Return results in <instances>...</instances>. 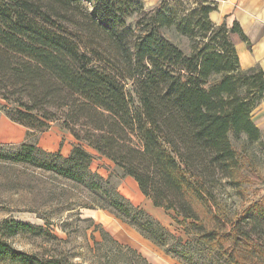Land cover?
<instances>
[{
    "label": "trees",
    "instance_id": "16d2710c",
    "mask_svg": "<svg viewBox=\"0 0 264 264\" xmlns=\"http://www.w3.org/2000/svg\"><path fill=\"white\" fill-rule=\"evenodd\" d=\"M193 3L178 14L168 2L140 12L134 0H52V10L0 0V110L26 128V138L58 122L76 140L67 156L27 141L0 155L82 184L98 196L96 207L180 261L201 246L231 264H264V187L249 194L243 186L252 181L243 170L248 148L264 155V132L251 113L264 98V70L240 65L231 33L244 35L237 23L212 22L214 1ZM172 26L188 36L189 51L166 36ZM242 137L238 150L232 139ZM90 149L170 210L187 241L93 172ZM19 230L38 228L2 223L0 258L28 264L7 240Z\"/></svg>",
    "mask_w": 264,
    "mask_h": 264
},
{
    "label": "rangeland",
    "instance_id": "374dc122",
    "mask_svg": "<svg viewBox=\"0 0 264 264\" xmlns=\"http://www.w3.org/2000/svg\"><path fill=\"white\" fill-rule=\"evenodd\" d=\"M30 1L52 10V0ZM193 1L134 0V3L140 12H149L161 5V2H168L175 8L174 11L181 14L195 5ZM85 5L88 8L86 3ZM130 21H135L134 15L129 17ZM164 33L184 51H189L190 41L187 35L177 32L174 26L164 29ZM258 105L251 112L252 120L264 132V112ZM51 126L52 132L59 128L64 130L58 122ZM0 129V154L16 148L23 141L37 142L41 135L39 144L43 146L53 136L39 133L26 138V130L22 128L19 131L14 126V121L1 110ZM232 140L237 149L242 150L245 139L242 137ZM90 150L95 154L90 163L93 172L104 178L110 177L121 196L143 210L174 239L180 238L182 243L187 241L183 226L172 218L170 210L154 206L141 192L134 178L121 176L110 159ZM248 150L250 162L243 170L252 181L243 183V186L251 194L254 188L264 187V155L256 145L250 146ZM97 200L98 196L91 194L78 182L32 163L15 162L0 155V225L13 219L38 228L34 232L19 230L7 238L13 249L27 255L30 261L28 264H52V260L58 264H231L216 253L206 252L201 246H195L192 250L191 261H180L114 213L96 207L94 204ZM233 200L234 206L239 204L237 197H233ZM146 232L152 234L147 230ZM165 241L172 243L169 237H165ZM0 264L24 263L4 257L0 258Z\"/></svg>",
    "mask_w": 264,
    "mask_h": 264
},
{
    "label": "crops",
    "instance_id": "0c3cea01",
    "mask_svg": "<svg viewBox=\"0 0 264 264\" xmlns=\"http://www.w3.org/2000/svg\"><path fill=\"white\" fill-rule=\"evenodd\" d=\"M147 1L156 2V0ZM212 1L216 3V8L209 12V18L212 22L216 24L225 23L227 27H232L237 23L240 27V32L244 35V38H242L238 32L231 33V39L238 54L240 65L244 68L258 66L264 70V0ZM258 106L264 112V98ZM14 126L19 131L22 128L26 130L23 125L16 122H14ZM52 128L53 126H50L47 130L42 131L41 134L47 133L50 137L53 134V138L51 137L50 140L41 146L39 144L41 135L37 145L48 151H58L61 155L67 156L76 140L68 131L60 128L55 130V128V131L52 132ZM24 132L23 135L25 134Z\"/></svg>",
    "mask_w": 264,
    "mask_h": 264
}]
</instances>
